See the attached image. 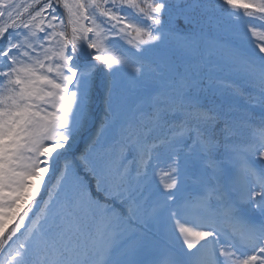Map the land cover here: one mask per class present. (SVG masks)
<instances>
[{"label":"snow or ice","instance_id":"snow-or-ice-1","mask_svg":"<svg viewBox=\"0 0 264 264\" xmlns=\"http://www.w3.org/2000/svg\"><path fill=\"white\" fill-rule=\"evenodd\" d=\"M0 264H264V0H0Z\"/></svg>","mask_w":264,"mask_h":264}]
</instances>
